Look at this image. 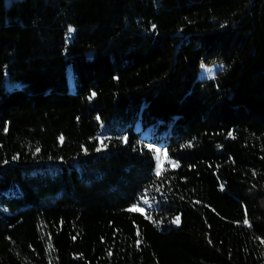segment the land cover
I'll use <instances>...</instances> for the list:
<instances>
[{
  "label": "trees",
  "instance_id": "obj_1",
  "mask_svg": "<svg viewBox=\"0 0 264 264\" xmlns=\"http://www.w3.org/2000/svg\"><path fill=\"white\" fill-rule=\"evenodd\" d=\"M0 264H264V0H0Z\"/></svg>",
  "mask_w": 264,
  "mask_h": 264
},
{
  "label": "rangeland",
  "instance_id": "obj_2",
  "mask_svg": "<svg viewBox=\"0 0 264 264\" xmlns=\"http://www.w3.org/2000/svg\"><path fill=\"white\" fill-rule=\"evenodd\" d=\"M222 69V66L220 65H214L211 67H203L202 68V75L204 77H211L215 72L219 71ZM67 80H68V85L70 88V91L73 90V79H72V74L70 71H68L67 73ZM4 88L6 91H11L12 89L17 88V84L15 82H9L8 80H4ZM144 136H148L149 135V131L145 130L143 132ZM153 155L154 158L156 160V174L157 172H161L162 169L168 167L171 169H175L177 167V164L170 160L166 154V151L163 148L160 147H154L153 149Z\"/></svg>",
  "mask_w": 264,
  "mask_h": 264
},
{
  "label": "snow or ice",
  "instance_id": "obj_3",
  "mask_svg": "<svg viewBox=\"0 0 264 264\" xmlns=\"http://www.w3.org/2000/svg\"><path fill=\"white\" fill-rule=\"evenodd\" d=\"M72 31V29L71 28H69V32H71ZM157 175H159V172H157ZM132 209H130V211H131ZM174 223H178L179 222V217H177L174 221H173ZM245 223H247V221H245Z\"/></svg>",
  "mask_w": 264,
  "mask_h": 264
}]
</instances>
